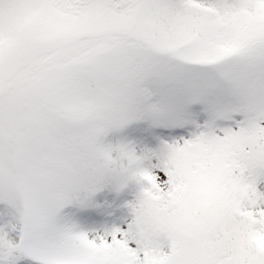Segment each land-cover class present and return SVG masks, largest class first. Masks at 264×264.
<instances>
[{
    "label": "snow or ice",
    "instance_id": "6c2138e0",
    "mask_svg": "<svg viewBox=\"0 0 264 264\" xmlns=\"http://www.w3.org/2000/svg\"><path fill=\"white\" fill-rule=\"evenodd\" d=\"M0 264H264V0H0Z\"/></svg>",
    "mask_w": 264,
    "mask_h": 264
}]
</instances>
